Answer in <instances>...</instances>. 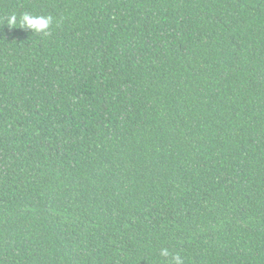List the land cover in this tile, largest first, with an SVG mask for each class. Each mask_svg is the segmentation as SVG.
I'll use <instances>...</instances> for the list:
<instances>
[{
  "label": "trees",
  "instance_id": "1",
  "mask_svg": "<svg viewBox=\"0 0 264 264\" xmlns=\"http://www.w3.org/2000/svg\"><path fill=\"white\" fill-rule=\"evenodd\" d=\"M174 254L264 264V0H0V264Z\"/></svg>",
  "mask_w": 264,
  "mask_h": 264
},
{
  "label": "clouds",
  "instance_id": "2",
  "mask_svg": "<svg viewBox=\"0 0 264 264\" xmlns=\"http://www.w3.org/2000/svg\"><path fill=\"white\" fill-rule=\"evenodd\" d=\"M50 20H51L50 17H44L43 19H41L39 17L34 18L30 14L24 13L22 16L21 23L22 24L27 23L30 25H43L46 21H50ZM8 23L9 24H15L16 23V16L14 14L9 17ZM160 255L163 257H168L170 255V253H169L168 249L162 248L160 250ZM170 264H183V261L179 255L174 254L171 256Z\"/></svg>",
  "mask_w": 264,
  "mask_h": 264
}]
</instances>
